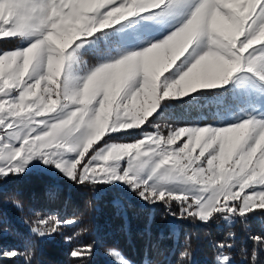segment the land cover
Returning a JSON list of instances; mask_svg holds the SVG:
<instances>
[{
    "label": "snow or ice",
    "instance_id": "snow-or-ice-1",
    "mask_svg": "<svg viewBox=\"0 0 264 264\" xmlns=\"http://www.w3.org/2000/svg\"><path fill=\"white\" fill-rule=\"evenodd\" d=\"M177 2L0 0V42L27 45L0 46V182L26 170L58 172L78 186L126 190L176 219L218 216L228 226L238 219L246 224L250 214L264 210V120L222 128L152 121L161 106H170L166 101L229 82L245 88L242 77L233 81L238 73L264 84V0H201L162 42L115 62L102 55L81 76L69 71L84 48L82 38ZM203 36L211 50L162 86L164 74ZM133 133L138 138L125 142ZM75 223L37 216L31 231L50 238ZM233 238L229 233L227 239ZM251 239L264 247V235ZM94 251L92 244L74 247L72 264H88ZM20 255L15 249L2 253ZM218 264H231V257L223 255Z\"/></svg>",
    "mask_w": 264,
    "mask_h": 264
},
{
    "label": "trees",
    "instance_id": "trees-1",
    "mask_svg": "<svg viewBox=\"0 0 264 264\" xmlns=\"http://www.w3.org/2000/svg\"><path fill=\"white\" fill-rule=\"evenodd\" d=\"M219 91L198 90L166 101L170 106H163L152 121L209 125L217 118L211 98ZM173 210L179 215L178 208ZM256 211L246 224L238 219L231 226L218 216L208 222L176 219L163 206H147L123 189L78 186L42 170L25 171L20 178L0 182V264H72V249L86 244L95 249L88 264H218L223 255L231 257V264H253V253L255 264H264V247L251 239L264 235V210ZM49 215L76 223L50 238L33 234L37 216ZM229 233L234 234L231 240ZM221 242L232 247L220 249ZM12 249L21 255L2 256Z\"/></svg>",
    "mask_w": 264,
    "mask_h": 264
},
{
    "label": "rangeland",
    "instance_id": "rangeland-1",
    "mask_svg": "<svg viewBox=\"0 0 264 264\" xmlns=\"http://www.w3.org/2000/svg\"><path fill=\"white\" fill-rule=\"evenodd\" d=\"M200 2L201 0H178L176 4L166 5L165 9L160 10L158 13L140 14L130 17L128 20L122 21L108 30L103 29L92 37L82 38L84 48L77 54L78 58L68 65L69 71L74 76H81L87 71L89 65L97 64L102 55H107L108 59L106 62H115L118 59H122L125 55L143 51L144 48L151 46L153 43L162 42L190 18L191 13ZM2 44L3 42H0V46ZM26 46L22 41L11 40L7 41V46L4 48H24ZM211 48L212 45L208 36H203L196 40L184 57L177 61L179 67L174 65L161 78L162 86L166 82L170 83L178 79L183 74V71H186L200 55L205 54ZM41 72V67L37 65L34 68V73L38 75ZM237 77L243 78L246 85L245 88H237L233 82H229L228 85L218 88L222 91H219L211 98L217 118L209 125L214 128L235 125L251 118L264 120V84L255 78H249L244 73H238L236 77H233V81ZM161 108L156 113L160 112ZM157 123L164 126L162 122ZM149 131H152V129H149ZM138 135V133H133L127 136L126 139L129 141L125 142H131L130 140L138 138ZM198 151L199 149H197ZM35 163L38 162H32V164ZM32 164H29V169L32 168ZM43 167L41 165V168ZM50 175L54 179H57L58 175L61 176L58 172L56 175ZM117 259L118 261H123L120 257Z\"/></svg>",
    "mask_w": 264,
    "mask_h": 264
}]
</instances>
